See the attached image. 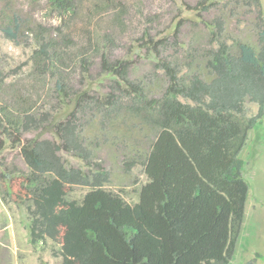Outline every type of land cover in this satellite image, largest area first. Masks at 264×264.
Segmentation results:
<instances>
[{
    "label": "trees",
    "instance_id": "trees-1",
    "mask_svg": "<svg viewBox=\"0 0 264 264\" xmlns=\"http://www.w3.org/2000/svg\"><path fill=\"white\" fill-rule=\"evenodd\" d=\"M44 1L60 20L77 17L76 0ZM179 1L189 15H180L168 36L147 42L156 61L153 76L165 79L163 91L155 96L152 81L130 80L126 60L102 58L101 69L118 92L91 97L86 91L69 95L61 54L45 27L29 25L10 0H2L3 37L19 44L23 31L33 27V71L54 78L63 109L70 108L51 120L49 114L36 115L20 96L0 106V129L16 136L27 167L26 173L0 176L3 200L24 207L30 244L50 242L60 264H229L233 257L248 194L240 153L264 116L262 1ZM240 18L253 43L229 32ZM182 26L204 32L205 42L198 34L181 42ZM249 104L257 105L255 113ZM87 112L95 120L81 124ZM116 122L125 125V133L151 135L133 160L146 175L133 204L106 188L110 174L93 158L97 147L124 139L114 132ZM45 124L58 143L20 140ZM61 151L80 159L85 169L67 166ZM75 188L88 191L76 200Z\"/></svg>",
    "mask_w": 264,
    "mask_h": 264
},
{
    "label": "rangeland",
    "instance_id": "rangeland-1",
    "mask_svg": "<svg viewBox=\"0 0 264 264\" xmlns=\"http://www.w3.org/2000/svg\"><path fill=\"white\" fill-rule=\"evenodd\" d=\"M15 13L25 18L29 25L45 27V36L55 42L62 60L60 73L69 84V95L86 91L89 96L102 97L116 86L111 77L101 69L102 58L110 61L126 60L130 64L128 78L152 81L156 87L151 92L158 96L165 87V79L153 76L155 63L153 45L148 39L160 40L171 34L179 16L189 15L179 0H114L111 6L97 0H76L77 17L60 20L51 13L44 0H10ZM189 1V0H188ZM262 7L264 12V0ZM190 4L193 0L189 1ZM3 2L0 0V25L3 20ZM238 25L231 23L229 32L250 43L253 39L240 18ZM23 31L19 44H14L0 32V106L14 104L20 96L30 103L36 115H51L58 120L67 114L63 99L56 94L54 78L41 77L33 71L31 53L35 48L33 27ZM246 26V27H245ZM180 40L187 43L198 34L201 43L205 35L197 30L181 27ZM83 58V59H82ZM255 113L257 105L249 104ZM1 116V115H0ZM82 116V114H81ZM80 123L95 120L91 113L84 114ZM100 120V118H98ZM45 126V127H44ZM122 141H108L94 150V162L110 174L106 188L130 203L138 201V193L146 175L143 167L133 163L151 139L126 132L125 125L116 122ZM46 124L43 128L21 135L20 140L49 139L59 142ZM112 129V128H111ZM16 136L9 137L0 129V176L26 173L27 167L19 155ZM67 166L85 169L84 163L69 153H59ZM240 157L244 162L243 178L248 186L244 218L233 257L229 264H264V116L248 133ZM88 190L75 188L71 198L80 200ZM29 218L22 206L5 203L0 186V264H60L58 248L48 242L34 247L29 240Z\"/></svg>",
    "mask_w": 264,
    "mask_h": 264
}]
</instances>
